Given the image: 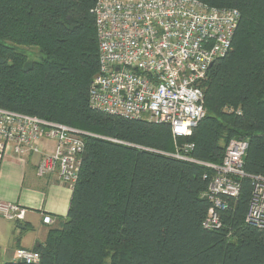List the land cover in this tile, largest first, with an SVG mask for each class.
Wrapping results in <instances>:
<instances>
[{
    "label": "trees",
    "instance_id": "16d2710c",
    "mask_svg": "<svg viewBox=\"0 0 264 264\" xmlns=\"http://www.w3.org/2000/svg\"><path fill=\"white\" fill-rule=\"evenodd\" d=\"M199 1L240 17L202 85L205 116L175 138L168 124L89 104L96 0H0V107L85 132L66 216L34 246L39 259L0 264H264V231L244 220L249 177L236 199L225 197L222 227H203L213 206L203 163L220 164L231 138L247 141L245 173H264V0ZM16 45L36 46L40 60ZM186 143L193 161L172 155Z\"/></svg>",
    "mask_w": 264,
    "mask_h": 264
},
{
    "label": "built area",
    "instance_id": "2783aa9c",
    "mask_svg": "<svg viewBox=\"0 0 264 264\" xmlns=\"http://www.w3.org/2000/svg\"><path fill=\"white\" fill-rule=\"evenodd\" d=\"M98 41V71L89 86V104L102 112L168 124L173 136H188L205 116L202 85L212 63L231 47L240 13L199 0H96L93 7ZM83 132L70 125L0 107V158L9 151L17 157L40 154L38 176L54 174L71 187L78 178ZM43 140L54 143L42 151ZM192 143L172 155L193 161ZM247 141L231 138L220 164L203 163L213 170L207 196L213 202L203 227H222L219 210L225 197L236 199L240 179L249 177L252 192L245 222L264 231V173H245ZM0 216L20 221L25 209L0 202ZM41 221L50 224L49 214ZM39 253L19 247L12 260L36 262Z\"/></svg>",
    "mask_w": 264,
    "mask_h": 264
},
{
    "label": "crops",
    "instance_id": "0c3cea01",
    "mask_svg": "<svg viewBox=\"0 0 264 264\" xmlns=\"http://www.w3.org/2000/svg\"><path fill=\"white\" fill-rule=\"evenodd\" d=\"M53 145L52 141L43 140L42 151H52ZM39 159L40 154L17 157L9 151L0 158V185L4 186L0 202L15 203L25 209L23 220L14 223L7 220L13 240L4 241L3 253L8 257L5 261L11 260L19 247L33 249L44 242L48 229L60 225L66 216L72 188L61 183L54 174L38 176ZM41 213H48L52 222L42 223ZM1 250L0 244V253Z\"/></svg>",
    "mask_w": 264,
    "mask_h": 264
},
{
    "label": "rangeland",
    "instance_id": "374dc122",
    "mask_svg": "<svg viewBox=\"0 0 264 264\" xmlns=\"http://www.w3.org/2000/svg\"><path fill=\"white\" fill-rule=\"evenodd\" d=\"M18 51L22 52L30 61H37L40 60L42 54L39 52L38 48L36 46H24V45H16ZM4 186L0 185V194H2V189ZM8 219H5L0 216V244L2 245L1 250V256L0 259L2 262H5V260L8 258L6 255H4V241H12L13 235L11 234V230H9V222ZM13 221V222H12ZM10 222L14 223L15 220H12ZM16 225V224H15ZM4 238V239H3Z\"/></svg>",
    "mask_w": 264,
    "mask_h": 264
}]
</instances>
